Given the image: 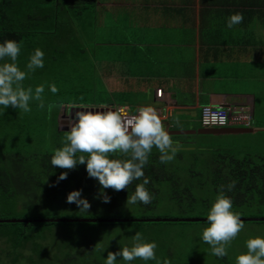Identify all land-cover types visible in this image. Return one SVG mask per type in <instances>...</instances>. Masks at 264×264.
I'll return each instance as SVG.
<instances>
[{
	"label": "crops",
	"instance_id": "0c3cea01",
	"mask_svg": "<svg viewBox=\"0 0 264 264\" xmlns=\"http://www.w3.org/2000/svg\"><path fill=\"white\" fill-rule=\"evenodd\" d=\"M235 12L243 22L229 29ZM61 15L60 26L37 44L43 68L62 76L88 61L99 68L88 84L100 101L70 104V112L122 107L134 113L151 105L163 112L169 132L204 128L201 107L210 105L251 117L248 126L217 134L264 133V0H95ZM98 84L103 96L92 89Z\"/></svg>",
	"mask_w": 264,
	"mask_h": 264
},
{
	"label": "rangeland",
	"instance_id": "374dc122",
	"mask_svg": "<svg viewBox=\"0 0 264 264\" xmlns=\"http://www.w3.org/2000/svg\"><path fill=\"white\" fill-rule=\"evenodd\" d=\"M4 62L2 61L0 63ZM17 63L18 65H22L23 60ZM89 63L88 61L84 67L69 68L66 76H62L64 72L59 69L57 72L54 69H48L49 71L47 70L43 73L42 69L37 68L34 72L28 73V77L24 81L25 87L30 85L35 89L36 86L43 84L45 86L44 97L46 104L54 103L57 107L49 115L46 108L40 110L37 108L35 101L30 102L31 112L21 113L24 119L26 117V120L23 121L24 126L22 128L17 127L16 122H10L8 120L9 116H5L4 119L0 117L2 124L0 132H4L8 137L5 139L6 144L12 146L13 151H17L15 153H18L20 147L23 146L22 152L15 155V158H21V162L24 160L22 158H25L23 163L18 161L20 165L25 167L26 164H33L35 162L33 158L44 150L41 144L46 140L48 131L59 129V127L64 126L63 124L66 126L69 124L70 102H91L90 96L92 92L88 82L93 83L97 78H94L93 74L97 75L99 68L93 66L92 63L89 65ZM24 71H27L26 65L24 66ZM60 72L61 75L59 77ZM98 81L97 79L96 82ZM53 83L58 88L56 94L51 93L49 90V85ZM92 89L97 92L100 91L99 94L103 96L102 84L93 85ZM76 92H79V94ZM7 109L13 112L10 116L15 119L14 110L12 108ZM55 122L59 123L58 128H56ZM69 128L70 126L67 130ZM171 137L174 142H179L181 149L168 164L173 166V168L175 167L173 176L194 182H192L193 186L191 187L190 194L192 198L190 203L187 202L188 199L183 204L170 202L167 195L171 193V189L168 184L164 185L162 183V200L149 211L143 212L139 207L126 204L119 207L116 211H107L106 206L99 205L94 211L90 209L88 215H93V218H107L110 215H113L114 218H129L132 216L138 218V216L147 214L149 218L206 219V214L219 192L211 182V165H207L205 161L211 159L210 149H220L221 151L233 153L237 157L251 154L255 159H259L260 157L264 158V133L217 134L197 132L195 134L171 135ZM46 143L48 144L47 140ZM197 155L200 157L198 161L194 160ZM34 168H39V164L35 163ZM190 170H194V172L199 174L194 175ZM201 181L204 182L202 185H200ZM257 184L260 189L253 188L239 194L246 196L244 201L232 200V210L238 212L241 218L264 217V184L259 181H257ZM34 194L41 196V192L40 194ZM11 200L2 206L0 205V220L25 219L32 218V216H40V218L48 219L72 214L71 212L65 211L64 204L61 200H51L45 203L46 199L39 197V200L45 203L40 208H37L32 203L24 206L20 198L17 199L18 201ZM206 222L207 220L188 221L184 223L150 221L142 224H103L93 228L92 226L77 225L72 228L74 232L84 230L86 237L89 239L84 240L79 248L72 251L68 246L70 242L75 243V241L82 240L83 237H75L71 241L69 236L67 237V234H63L62 231L57 238L50 237L46 242L44 241L42 243L41 248L37 252L45 258L43 261H41L37 253L35 254L29 251L27 248L23 251L21 248L14 251L9 248V246L12 247V244H9V246L5 245L0 239V264H12L13 258H16L17 254L28 255V258L33 259L28 261L23 258H18L20 260L16 264H42V262L43 264H105L107 253L109 251L117 252L124 246H131L132 238L136 232H140L146 241L157 244L156 256L161 264H163L165 259H168L171 264H225V259L213 256L210 252V246L201 239L202 230L206 226ZM243 222L244 228L227 249V264H235L236 256L247 251L245 243L247 239L255 236L264 237V224L262 221L243 220ZM56 228L52 227L51 229L54 232L55 230L60 232L63 226H57ZM9 251L11 253L7 256ZM67 252L71 253L69 257L65 256ZM73 254L76 255V258H70ZM116 264H127V262L123 261L121 257H118ZM130 264H156V261L145 262L136 259L130 262Z\"/></svg>",
	"mask_w": 264,
	"mask_h": 264
},
{
	"label": "trees",
	"instance_id": "16d2710c",
	"mask_svg": "<svg viewBox=\"0 0 264 264\" xmlns=\"http://www.w3.org/2000/svg\"><path fill=\"white\" fill-rule=\"evenodd\" d=\"M94 1L95 0H0V43H3L5 40L9 39L21 42V52L18 56L17 62L23 60V64L18 66H22L20 68L21 70H24V66L27 64L26 57L29 55L30 49L39 48L38 45L40 44V37L47 33H54V30L57 28V26H60L61 21L57 20V16L61 15L62 11L79 13L83 9L87 8L88 5L93 4ZM40 69H42L43 73L48 69L52 70L50 67ZM76 93L79 94V92ZM90 98L91 102H70L69 104L86 106L96 105L100 101L98 99H92V96ZM8 108L12 107L9 106ZM12 109L14 110L15 119L11 118L10 116L13 112L9 111L8 109H4L3 106H0L1 119H4L5 116H9L8 120L10 122H16L17 127L22 128V126H24L23 121L26 120V117L24 119L21 116L23 111L14 108ZM58 125L59 123L55 122L56 128L59 127ZM63 125V127H68L69 124L67 126L65 124ZM1 126L2 124L0 122V129ZM66 131L68 130L62 127L48 131V136H46L48 144L46 143V140L43 141L41 146H43L44 150L33 158V161H35L33 164H26L25 167L20 165L18 162L21 158H15L16 154H20V152H22L21 150H23V146L20 147L18 153H15L17 151L14 152L12 146L6 144L5 139L8 137L4 134V132H0V140L3 142H0V205L2 206L12 201L11 199L18 201L17 199L20 198V201H22L24 206H28L32 203L37 208H40L42 205L44 206L47 201L61 200L64 204L65 211L72 213L67 216L58 217L65 218V221H55L56 218L45 219L40 218V216L25 218L27 221H0V239L5 245L9 246V244H12V247L9 246V248L14 251L18 250L19 248H21L23 251L25 248H27V250L29 249V251H32L35 254L37 253L41 261H43L45 258L42 257L37 251H39L41 248L42 243L44 241L46 242L50 237L57 238L62 233V231L63 234H67V237L69 236L71 241L72 239H75V237H83V239L80 241L78 240L75 241V243H68V246L70 249H72V251L79 248L84 240L89 239L86 237V232H84V230L77 231L75 233L72 229L74 226L86 225L90 227L92 226L93 228L103 224H142L144 222L150 221L158 222L153 220L154 218H149L147 214L138 216V218H134L135 216L123 218L127 219L123 221L68 220L92 219L94 217L93 215L89 216L88 213L80 212V209L75 203L67 202V196L73 190L82 189V197L86 198L90 202V209L93 211L96 210L99 205L106 206L107 211H116L119 207L126 204L128 194H132L134 192L136 183H141L142 180L134 181L133 184L129 185L128 189L119 192L112 189H104L103 191L106 192L111 200L109 203H103L102 197L96 198L97 194L101 191V186L98 180L88 176L86 164H78L73 170L57 168L50 164V157L53 154L54 149L62 146V141ZM28 137L31 138L30 136ZM37 139L39 138L37 137ZM211 149V159L205 161L207 162V165H211V182L216 190L220 191L221 186L223 185L225 186L223 189L225 194L233 201H244L246 196L239 194H241L243 191L253 188L260 189L257 181L264 184L263 157L255 159L251 154L237 157L230 152L221 151L220 149L214 148ZM159 156L160 153L154 147L152 153L149 156L148 164L144 169L145 176L150 180L146 187L152 194V202L148 205L137 202L135 205L129 206L139 207L143 210V212L154 208L162 200V183H164V185L168 184L171 189V193L167 195V198L170 202L183 204L185 200L188 199L187 202L190 203L192 198V195L190 194L191 187L193 186L194 182L173 176L175 167L173 168V166L168 163H160ZM22 159L25 160V158ZM24 160L20 162L23 163ZM194 160H200L199 155H197ZM35 163L39 164V168H34ZM64 171L68 172L67 178L58 181V177L60 176L61 172ZM190 172H192L194 175L199 174L194 172V170H190ZM232 180L236 181V185L234 189L228 191L226 185ZM203 183L204 182L201 181L200 185ZM9 190H11L10 193H8ZM32 192L38 194L41 192V196H37ZM39 197H44L46 199L45 203L40 201ZM101 218L106 219L104 217ZM107 218H114V216L110 215ZM38 219L45 220L38 221ZM96 219L98 218L96 217ZM159 221L181 223L188 222L180 218H168V220ZM57 226H63L60 232H58V230H55L54 232L53 229H51L52 227L57 229ZM10 253L11 251L7 253V256ZM69 254L71 253L67 252L65 253V256L69 257ZM74 255L75 254L70 256V258H76V255ZM18 258H23L28 261L33 259L28 258V255L17 254L16 258H13L12 264H16V262L20 260Z\"/></svg>",
	"mask_w": 264,
	"mask_h": 264
},
{
	"label": "clouds",
	"instance_id": "9594fccd",
	"mask_svg": "<svg viewBox=\"0 0 264 264\" xmlns=\"http://www.w3.org/2000/svg\"><path fill=\"white\" fill-rule=\"evenodd\" d=\"M241 12L231 14L227 20V28L243 22ZM21 52V42L9 39L0 43V106L7 109L11 106L24 113L31 112L30 102L35 101L40 110L47 109L49 115L54 103L45 102V86L40 84L33 89L25 87L24 81L28 73L44 67V52L36 48L26 64L27 71L21 70L17 60ZM51 93L56 94L58 88L53 83L49 85ZM160 153L162 164L171 162L181 149L179 142H174L157 110L151 106H141L131 120L123 118L121 111L112 109L78 111L74 122L65 132L62 146L54 149L50 157V164L54 167L73 170L77 165L86 164V171L90 178L98 180L101 191L96 198L102 197L103 203H109L111 198L104 189L123 191L128 189L134 181V192L128 194L126 205L140 202L148 205L152 202V194L146 185L150 180L145 176L144 169L149 161L153 148ZM79 154V155H78ZM68 172H61L58 181L67 178ZM47 182V181H46ZM236 181L226 185L228 191L234 189ZM221 190L216 195L208 210L206 226L202 230L201 239L210 246L213 256L224 258L231 242L244 228V222L238 212H234L233 201ZM68 203H75L80 212L89 213L90 202L82 197L81 190H73L67 196ZM246 252L235 258V264H264V237L255 236L246 240ZM157 244L146 241L140 232L132 238L131 246H124L117 252L109 251L105 264H116L117 258L130 262L156 261ZM163 264H171L168 259Z\"/></svg>",
	"mask_w": 264,
	"mask_h": 264
},
{
	"label": "built area",
	"instance_id": "2783aa9c",
	"mask_svg": "<svg viewBox=\"0 0 264 264\" xmlns=\"http://www.w3.org/2000/svg\"><path fill=\"white\" fill-rule=\"evenodd\" d=\"M162 90L158 89L156 91V96L161 97ZM110 110V109H109ZM113 111H121L123 118L126 120H131L136 112L131 113L122 107L112 108ZM160 118L164 116L163 112L156 109ZM251 117L248 113L234 112L232 113L229 108L225 107H213L210 105H204L201 107L200 111V124L202 127H232V126H248L250 124Z\"/></svg>",
	"mask_w": 264,
	"mask_h": 264
},
{
	"label": "water",
	"instance_id": "95a60500",
	"mask_svg": "<svg viewBox=\"0 0 264 264\" xmlns=\"http://www.w3.org/2000/svg\"><path fill=\"white\" fill-rule=\"evenodd\" d=\"M79 111H90V110H103V109H98V108H79ZM104 111V110H103ZM64 129H67L64 127ZM234 130L237 129H233V128H213V129H209V128H201V129H194V130H174V131H169L170 134L172 135H184V134H195L197 132H206V133H222V132H233ZM248 130V129H247ZM244 131H246V129H244ZM242 220H262L264 221V217H260V218H241ZM17 220H23V221H27L25 219H6V220H0V221H17ZM45 219H38V221H44ZM65 221V218H56L55 221ZM68 220H83V221H123V220H127V219H123V218H106V219H101V218H92V219H68ZM153 220L155 221H159V220H168V218L163 219V218H154ZM175 220V219H174ZM182 220H186V221H206V219L204 218H183Z\"/></svg>",
	"mask_w": 264,
	"mask_h": 264
},
{
	"label": "flooded vegetation",
	"instance_id": "af4514ba",
	"mask_svg": "<svg viewBox=\"0 0 264 264\" xmlns=\"http://www.w3.org/2000/svg\"><path fill=\"white\" fill-rule=\"evenodd\" d=\"M78 111H79L78 109H75V110L72 109V111L70 112L69 117H70L71 119H73V121H72V120L70 121L69 126H71V124L74 122L75 113L78 112Z\"/></svg>",
	"mask_w": 264,
	"mask_h": 264
}]
</instances>
